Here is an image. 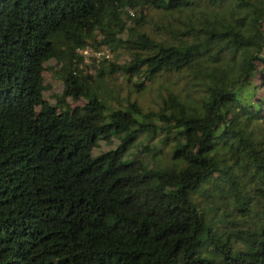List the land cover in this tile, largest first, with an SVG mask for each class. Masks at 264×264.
Returning a JSON list of instances; mask_svg holds the SVG:
<instances>
[{"label":"trees","instance_id":"trees-1","mask_svg":"<svg viewBox=\"0 0 264 264\" xmlns=\"http://www.w3.org/2000/svg\"><path fill=\"white\" fill-rule=\"evenodd\" d=\"M0 264H264V0H0Z\"/></svg>","mask_w":264,"mask_h":264},{"label":"rangeland","instance_id":"rangeland-1","mask_svg":"<svg viewBox=\"0 0 264 264\" xmlns=\"http://www.w3.org/2000/svg\"><path fill=\"white\" fill-rule=\"evenodd\" d=\"M61 64L62 63L57 60H51L49 63L50 70L44 71L42 74V83L44 84V86H46V90L44 91V98L50 103L56 102L53 97V94L59 93L62 89V82L58 78L59 67ZM127 91V87L123 88L121 90L122 95H124ZM158 92L159 90L157 88H152L148 90L144 95L140 96L139 99L145 107L152 106L154 105V101L158 98ZM132 97H134L133 94ZM105 141L106 140L103 139L97 140V144L96 146H94L92 153L94 154L96 152H104L113 146V144L106 143Z\"/></svg>","mask_w":264,"mask_h":264},{"label":"built area","instance_id":"built-area-1","mask_svg":"<svg viewBox=\"0 0 264 264\" xmlns=\"http://www.w3.org/2000/svg\"><path fill=\"white\" fill-rule=\"evenodd\" d=\"M131 14H132V12H131ZM81 53L85 56L86 59H88L89 57H95V58H100V57L109 58V57H111V52H110L109 48H107L106 46H102L101 48H98V49L87 48V49L81 50ZM87 56H89V57H87Z\"/></svg>","mask_w":264,"mask_h":264}]
</instances>
